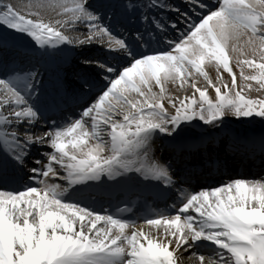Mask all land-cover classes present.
Returning <instances> with one entry per match:
<instances>
[{"label":"snow or ice","instance_id":"snow-or-ice-1","mask_svg":"<svg viewBox=\"0 0 264 264\" xmlns=\"http://www.w3.org/2000/svg\"><path fill=\"white\" fill-rule=\"evenodd\" d=\"M230 119L264 124V0H0V264H264V174L182 187Z\"/></svg>","mask_w":264,"mask_h":264},{"label":"bare ground","instance_id":"bare-ground-1","mask_svg":"<svg viewBox=\"0 0 264 264\" xmlns=\"http://www.w3.org/2000/svg\"><path fill=\"white\" fill-rule=\"evenodd\" d=\"M28 2V0H13V3H15V4H17V6H21V5H23V4H26ZM173 2L175 3V1L173 0ZM178 4V3H177ZM13 50L14 51H17L16 53L18 54V56H19V59L21 60V61H23V62H25V63H27V57L25 56V54H23V53H21V52H23V49L22 48H18V49H15L14 48V45H13ZM20 53H21V56H20ZM55 61H53L51 64H53ZM211 70H210V75H213V77H214V75H215V69H214V67H212V66H208ZM61 70H62V68H61ZM225 76L227 75V74H224ZM169 90H170V92H172V91H174V89L170 86V88H169ZM213 95H214V93H212ZM74 103L75 102H73V101H71L70 102V104H68L67 106L68 107H70V106H74ZM259 123V122H258ZM224 129V128H223ZM223 129H220V130H217L219 133H221V130H223ZM264 135V134H263ZM222 136L223 137H226L227 136V133L224 131L223 133H222ZM253 135H251V137H252ZM262 135L261 134H259V135H257V137H254V138H256V139H259V137H261ZM162 143V145H163V147H164V142L162 141V140H157V142H156V148H157V151L159 152V154L162 152V153H165L166 152V150H165V148H162L161 146H160V144ZM223 145H225V146H228V144L226 143V142H224L223 143ZM234 157L235 158H237V160H236V163H238V164H242V165H236V167H239V168H242V171L241 172H239V173H237V174H232L231 175V178H243V177H241L240 175L241 174H243L244 172H243V170L244 169H249V168H251L250 167V165H257V167L258 166H264L260 161H261V159H259V160H256V159H252L251 157L252 156H250V155H248V154H246L244 151L242 152V153H240V154H238V153H235V151H234ZM256 157V156H255ZM233 170H235V168L233 169ZM232 170V171H233ZM227 177V176H226ZM225 177H218V181H220V180H223ZM256 178V177H255ZM248 179V178H247Z\"/></svg>","mask_w":264,"mask_h":264},{"label":"rangeland","instance_id":"rangeland-1","mask_svg":"<svg viewBox=\"0 0 264 264\" xmlns=\"http://www.w3.org/2000/svg\"><path fill=\"white\" fill-rule=\"evenodd\" d=\"M252 95H255V93H252ZM231 120H233V121H236V122H238L239 124H241V125H243V126H257V125H259V123H258V121H255V122H253L254 123V125L252 124V123H245V122H240V121H237V120H235V119H231Z\"/></svg>","mask_w":264,"mask_h":264}]
</instances>
